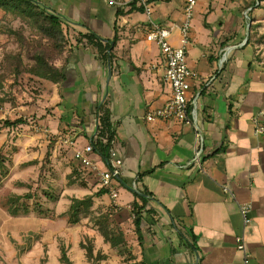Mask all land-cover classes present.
I'll return each instance as SVG.
<instances>
[{"label":"crops","instance_id":"crops-1","mask_svg":"<svg viewBox=\"0 0 264 264\" xmlns=\"http://www.w3.org/2000/svg\"><path fill=\"white\" fill-rule=\"evenodd\" d=\"M34 1L67 23L72 45L56 62L64 67V84L45 86L48 137L70 135L84 146L95 138L99 106L110 112L112 149L122 161L116 199L64 149L82 174L73 178L77 185L92 188L91 210L110 211L123 232L131 229L137 254L132 264H264V134L256 133L258 127L264 128V47L254 46L248 59L227 56L222 71L211 80L216 61L244 47L239 46L241 33L218 30L217 44L214 39L209 44L215 52L208 56L204 41L196 43L191 33L187 66L197 78L190 81L188 101L197 100V126L203 138L198 144L193 130L181 121L145 119L172 98V89L164 80L160 49L145 40L148 20L137 6L117 19V8L104 0ZM179 1L183 8L186 0ZM220 1L226 7L228 0ZM171 4L172 0L150 2L152 21L163 27L177 23L173 12L178 10ZM85 34L110 44L107 62L81 38ZM173 42L178 45L177 37ZM197 47L205 50L195 51ZM36 81L43 80L33 78ZM219 148L223 151L214 154ZM197 150L202 151V170L194 162ZM93 157L102 167L103 160L97 154ZM143 195H148L146 210L151 209V215L143 214L140 247L132 203H140ZM244 204L252 208L246 225L238 210ZM240 236L246 258L237 248Z\"/></svg>","mask_w":264,"mask_h":264},{"label":"rangeland","instance_id":"rangeland-1","mask_svg":"<svg viewBox=\"0 0 264 264\" xmlns=\"http://www.w3.org/2000/svg\"><path fill=\"white\" fill-rule=\"evenodd\" d=\"M221 2L197 0L190 21L191 33H195V42L197 43L199 39L204 41L203 47L209 50L208 56L215 52L210 51L212 46L209 44L213 39L215 40L213 45L217 44L215 33H218V30H223V33H241L239 46L243 44L244 47L231 50L227 56L232 59L238 57L248 59L253 53L254 46L264 47V0L255 7L253 6L255 0H228L226 7L221 5ZM180 4L179 0H172L171 4L173 9L178 10L177 14L176 11L173 12L178 24H181L184 18V7L180 8ZM251 6L254 9L252 11L249 9L246 13L245 7ZM1 16L0 12L1 31L8 26L15 29L18 27L17 22L5 19L3 22ZM207 21L210 23L209 26L204 24ZM246 33H249L247 45ZM205 36L209 40L208 43ZM172 37V39L177 37V32H173ZM204 48L197 47L194 50L203 51ZM5 50L12 51L14 46L5 35L0 34V60ZM195 53L198 55L197 59H201L200 53ZM222 58L215 63L214 77L220 74L227 61ZM193 59L197 62V59ZM204 61L201 63L206 62ZM32 80L27 75L19 76L16 81L10 78L0 95V99L4 101L0 104V148L4 145L5 154L10 160L5 174L0 179V264H61L59 262L61 245L64 246L72 264H132L130 255L137 257V254L136 248L132 247L134 235L130 228L129 232H122L127 242V250L131 254L122 256L103 242L96 228L87 222L88 218L82 220V225L73 226L66 217L53 221L38 212V205L44 211L48 210L49 214L65 212L70 197L83 198L92 188L87 187L85 190L77 184L68 185L66 177L71 172L77 171L79 176L82 174L72 165L70 154L64 149L65 146L59 141L58 136L49 138L39 132L40 127H45V112L49 110L45 104L49 100L45 86L50 87L51 84L47 81ZM18 119L22 121L19 125L6 127L3 124ZM50 139L52 141L49 143ZM27 162L34 164L25 166ZM46 191L58 195L59 201L49 200L45 196ZM28 193L36 196L34 199L21 201L17 205L21 211L15 217L10 216L7 212L10 197ZM100 207L98 209L101 211ZM89 242L93 245L94 255L105 256L104 260H87L85 251L79 244Z\"/></svg>","mask_w":264,"mask_h":264},{"label":"trees","instance_id":"trees-1","mask_svg":"<svg viewBox=\"0 0 264 264\" xmlns=\"http://www.w3.org/2000/svg\"><path fill=\"white\" fill-rule=\"evenodd\" d=\"M33 1L0 0L1 20L3 21L5 19L6 21L10 20L11 22L18 23L16 29L8 26L5 27L6 29L4 31L0 30V34L5 35L7 40H10L14 46V50L12 51L5 50L0 60V95L4 91L5 83L8 79L11 78L13 81H16L21 75H27L31 79L36 78L47 81L56 86H62L65 82L64 67H57L56 62L62 53L72 46L68 37L69 27L58 15L50 12L44 6L35 4ZM153 1L156 0H148L149 3ZM262 1L255 0L253 6L255 7L256 4L258 5ZM254 7H245V12L248 13L247 11L249 9L252 11ZM128 8L126 12L123 9H117L115 17L118 19L126 13L135 10L134 4H131ZM138 10L139 12H143L140 8ZM204 24L207 26V23ZM246 36L245 45L249 44V33H246ZM81 38L86 41L87 45L94 47L102 60L107 62L109 57L107 51L110 49V44H102L91 34L82 35ZM79 43H81L80 39L77 40V44ZM113 44H115V41H113ZM2 103L4 101L0 99V104ZM96 119L97 132L95 138L91 140V145L94 152L103 160H106L109 157V151L114 141V130L111 125V114L103 104L97 110ZM21 123L22 121L18 119L12 123L5 122L3 124L6 127H13ZM3 146L0 148V179L5 174L7 164L10 161L9 156L5 154V147ZM221 151H223L222 148H219L214 154ZM76 175H78L77 171H73L66 177L69 186L77 184L76 180L73 179ZM79 186L84 185L79 184ZM35 196L28 193L23 196L15 195L10 197V203L7 207L8 214L15 217L21 211L17 205L23 200L34 199ZM45 196L51 201H59L58 195H54L48 191L45 192ZM146 196L148 195L138 197L140 203H132L134 233L140 247L143 244L140 229L143 214L151 215V209L146 210ZM93 197L92 195L84 196L81 199L71 197L67 210L59 215L53 212L49 214L48 210L44 211L40 208V205L37 206V210L42 216L49 217L53 221L66 217L69 224L73 226L82 225V220L88 218L87 222L96 228L105 244H108L111 249L117 250L122 256L131 254L127 250L125 235L116 224L113 214L110 211L95 213L91 210ZM79 247L85 251L87 260L96 259L97 261H101L106 258L105 256L94 255L93 245L90 242L87 244L80 243ZM59 251V262L61 264H72L63 245L60 246ZM130 258L131 260H135V257L132 255H130ZM45 260L46 256L44 258ZM134 264L145 263L139 262Z\"/></svg>","mask_w":264,"mask_h":264},{"label":"built area","instance_id":"built-area-1","mask_svg":"<svg viewBox=\"0 0 264 264\" xmlns=\"http://www.w3.org/2000/svg\"><path fill=\"white\" fill-rule=\"evenodd\" d=\"M104 1L117 9L130 7L131 4L142 9L148 20V31L145 34V40L148 43L156 44L164 57V80L172 89V98L162 108L148 113L145 116V119L148 122L157 119L181 121L187 128L193 130L195 140L199 142L198 144H201L203 138L197 126L198 108L196 97L191 99V102L188 101V92L191 88L190 81L197 78V73L190 70L187 66V52L191 38L190 21L197 6V0H186L184 6V18L181 24L173 23L166 27L160 26L152 21V11L148 0ZM173 32H177L178 45H175L173 42ZM228 53L229 52H227V55ZM227 55L221 56L223 57L222 59H226ZM222 59L221 62L223 61ZM39 132L46 136L51 134L46 127H40ZM256 133L261 135L264 134V128L261 126L258 127ZM58 139L68 150H70L72 159L78 163L81 168L90 171L94 175L99 188L108 191L111 197L116 199L117 192L114 187L120 185L119 169L122 165V161L117 156L116 151L111 148L109 151V157L106 160H103L97 155L100 161L103 160L102 167H99L93 157L96 153L93 150L91 141L84 146H80L74 137L70 135L65 137L59 136ZM201 157L202 151L197 150L194 162L197 164L199 170H202ZM225 191H227L226 188ZM238 210L244 224L246 225L252 211L251 206L249 204L240 205ZM236 244L237 248L244 253L246 258L247 249L244 238L242 236L237 237Z\"/></svg>","mask_w":264,"mask_h":264},{"label":"bare ground","instance_id":"bare-ground-1","mask_svg":"<svg viewBox=\"0 0 264 264\" xmlns=\"http://www.w3.org/2000/svg\"><path fill=\"white\" fill-rule=\"evenodd\" d=\"M34 163L33 162H27V163H25V166L26 165H33Z\"/></svg>","mask_w":264,"mask_h":264},{"label":"water","instance_id":"water-1","mask_svg":"<svg viewBox=\"0 0 264 264\" xmlns=\"http://www.w3.org/2000/svg\"><path fill=\"white\" fill-rule=\"evenodd\" d=\"M35 4H37V5H40V4H38L37 2H35V1H33Z\"/></svg>","mask_w":264,"mask_h":264}]
</instances>
